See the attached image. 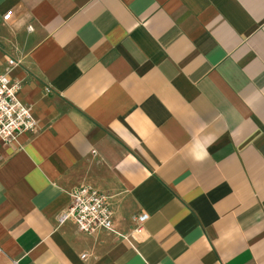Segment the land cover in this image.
Masks as SVG:
<instances>
[{"label":"crops","instance_id":"1","mask_svg":"<svg viewBox=\"0 0 264 264\" xmlns=\"http://www.w3.org/2000/svg\"><path fill=\"white\" fill-rule=\"evenodd\" d=\"M8 70L0 264H264V0H0ZM83 186L128 240L60 224Z\"/></svg>","mask_w":264,"mask_h":264},{"label":"built area","instance_id":"2","mask_svg":"<svg viewBox=\"0 0 264 264\" xmlns=\"http://www.w3.org/2000/svg\"><path fill=\"white\" fill-rule=\"evenodd\" d=\"M10 17L9 14L4 19L8 21ZM16 65H18L16 61H9L11 68ZM10 71L0 76V141L5 145L16 144L21 135L34 133L38 128L32 109L22 103L19 98L21 84L12 83L7 77ZM70 196L69 207L59 217L61 225L71 221L81 232L88 235H94L102 230L119 235L114 228L113 212L106 195L99 193L91 186H83L73 190ZM148 219L149 216L146 214L135 217L137 229L134 234L144 233ZM119 236L128 240V237Z\"/></svg>","mask_w":264,"mask_h":264}]
</instances>
